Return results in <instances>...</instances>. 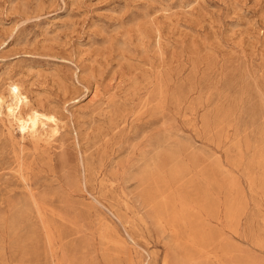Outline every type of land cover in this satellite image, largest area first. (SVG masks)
I'll list each match as a JSON object with an SVG mask.
<instances>
[{
  "label": "rangeland",
  "instance_id": "1",
  "mask_svg": "<svg viewBox=\"0 0 264 264\" xmlns=\"http://www.w3.org/2000/svg\"><path fill=\"white\" fill-rule=\"evenodd\" d=\"M0 99V264H264V0H0Z\"/></svg>",
  "mask_w": 264,
  "mask_h": 264
},
{
  "label": "bare ground",
  "instance_id": "2",
  "mask_svg": "<svg viewBox=\"0 0 264 264\" xmlns=\"http://www.w3.org/2000/svg\"><path fill=\"white\" fill-rule=\"evenodd\" d=\"M10 97L12 103L6 106L7 113L23 139L42 137L52 126L57 125L58 120L54 114L42 113L37 108L29 109L25 116L21 115L20 107L27 99L22 95L20 87L14 83L10 85ZM2 101L0 99V105Z\"/></svg>",
  "mask_w": 264,
  "mask_h": 264
}]
</instances>
